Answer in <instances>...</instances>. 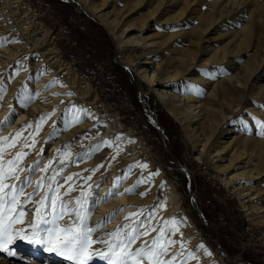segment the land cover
<instances>
[{"label":"bare ground","instance_id":"obj_1","mask_svg":"<svg viewBox=\"0 0 264 264\" xmlns=\"http://www.w3.org/2000/svg\"><path fill=\"white\" fill-rule=\"evenodd\" d=\"M162 1L163 0H161L160 3L156 5V8L153 9L149 16H154L155 14L158 15L163 11L164 2L162 3ZM202 1L203 0H201V2ZM206 1L209 2L206 3L207 5H204L202 8L192 9L191 7H188V10L192 9L199 11V15L203 20H206L210 16L215 15V17L224 20L223 23L225 25H228L229 23L233 24L234 30L231 32V34H234V36L232 37L233 49L223 50L221 48H214L212 58H205V53H201L199 56H197L196 50H186L185 55H182V57L185 56L190 60L183 59L180 63L187 64V66H189L192 65L193 62H195L199 66L203 67V69H194L193 71L192 69H178L180 64L176 65L175 67L181 71H172L168 69L170 66H174V59L172 58V56H166V60L168 62V65H164V71H166V73L160 76L159 74L161 71V64H158V55L150 50L151 46L147 42L149 41L148 38L142 37L141 39L140 36L132 35L133 31H141L142 27H138V29L133 27L135 28L133 29L132 27L127 26L124 28L123 22L121 24L122 28L120 27L119 29L117 20L110 18L107 12H103L105 9L103 4L85 5L87 7V11H90L92 15H94L101 22L108 33L113 37L118 48L117 60L120 62V64L125 67H136L135 71L137 72L136 74L140 87L139 97L142 104L145 107H147L148 105L146 99L142 95L143 92L141 89V83L145 82L149 86H154L157 84V81H162L161 83L163 86L155 90L157 96L160 98V101L167 109V111L181 123L185 131L189 132L190 137L192 138L194 143L196 158L199 160L205 158L206 160L208 159L210 161H213L212 163H214L215 169L218 171L217 177H219L225 188L230 189V192L239 197L242 206H244L248 201L245 200V196L248 195V193L242 194V191H244V189H249L250 191L255 192L256 197L258 198L261 193L260 188L256 186L253 187L252 183L254 184L255 180L258 182H261L263 180L261 179L259 173H256L253 169L248 168L247 166V162L249 163L252 157L255 158L257 156H264V136L258 134L260 131V124L257 123V120L262 123L261 121L264 118V41H261V36H259L260 31L262 30V24L259 21L255 20L259 18L262 7L257 4L258 0H246L247 2L240 1L235 3L227 2L224 5H222V3H224L226 0ZM0 2V13H4L3 19H7V17H9V20H7V22H9L11 19L15 18V22H9L10 28L15 29L16 32H18V29L19 33H23V36L27 35V38H30V40H32L31 34H33V32L35 33L36 30H39L41 32L42 29V41L45 44L48 29L45 26L38 25L39 27H37L36 25H33L30 19L31 12L27 5L21 4L20 0H0ZM29 4L32 5L31 2H29ZM250 8L251 10H249ZM257 12L259 13L257 14ZM120 16L121 19L125 17V15L122 16V14H120ZM193 22L196 21L193 20ZM213 22L214 21L208 23V27L203 30V42L207 43L206 46H210L211 43L215 41V39H220L228 35L227 30L229 28L225 26L221 29L218 36L214 38L209 37V30ZM10 28L8 25L4 26L3 30L0 29V36L3 35V32L5 33V31H10ZM194 30H196V28H194ZM192 32L193 31H190L189 33ZM183 35L184 32L182 31L179 32L178 35H176L178 36V41L175 43L176 45L185 47L187 45H193L194 42H199V39L197 38H190V36ZM28 40L26 41L29 42ZM50 42L51 41H48L46 45H49ZM255 45L257 47L260 46L258 49L260 53L255 56L257 60L254 58V55H252L250 63L244 64L243 67L238 66V61L242 58L243 54L241 56L235 55L248 53L250 51L256 53V51L252 50L256 48ZM21 49L22 45H19L16 42L0 46V86H6V88L9 89L6 91L8 92V94L0 99V137L9 136L11 139V135H14L17 131H20L22 126L28 124L29 122L32 123V127L26 129L22 136L24 137V134L27 132H31L35 135V126L38 118L42 114H47L55 110L54 114L43 124L41 130L39 131L40 133L36 134L37 136L35 137V140L37 141L34 148H24V151L29 152V155H27L23 160L22 166L26 169L23 173H21V179H23L28 175V166L34 164L38 159H40V154H37V151L35 152V150L37 149L41 153V146L44 145L43 143L47 142L45 140L46 136H53L54 127L56 128V126L62 124L63 120L61 118V109L63 108V112H65L64 116L66 115L67 117L68 115L66 114V109H68L70 105H73H64L65 103L62 100L64 95L62 93H64L63 86L65 85L63 84V81L68 80L71 83L75 82L77 88L81 90L82 95L86 97L94 98L96 96V93L92 88L88 86L87 82L83 80L75 70L72 69L69 64H66L67 62H59L51 56L48 58L50 63L54 65L53 67L56 68V74L53 73L54 71L49 73L48 69V71L46 72H39L40 75H31V72L27 73L28 70L23 71L24 68H20V66L24 64L21 62V59L23 58H21L20 61L18 60L20 62L19 64H17L18 61H16L21 55V53H19V50ZM126 51H130L129 55L132 58L130 56L125 57L122 52L126 53ZM129 57L131 59H129ZM223 64L226 65L223 66ZM193 65L195 66V64ZM17 67L20 68V71L19 74H17L19 76L16 79L15 77L17 75L15 74L16 76H12L11 74L14 73V69ZM34 69L36 70V72H38L37 65ZM240 70H242L244 73L241 76H239ZM197 72L199 74L204 73L209 77V80H206V78L198 79L197 82L199 84H196L195 82V85H197L195 88H198V90L204 93L205 96L209 97L205 102L199 100L195 90H185V87L183 85L184 81H182L181 83V81H179L178 79L179 76H183V78H186V73L191 75L192 73ZM41 74H44V76H42ZM12 78H15L16 80L10 81L9 79L12 80ZM54 80L57 81L56 84H52ZM22 81H28L24 82L23 85L30 90L33 89L36 93H34L33 95L35 98V102L33 104L31 103V105L26 109L24 107L25 104L22 105L21 103H19L18 105H14L12 99L17 93H14V91L16 90L14 88L15 84H19ZM9 82H11L10 88ZM12 84L14 85V87L12 86ZM249 84H251V90L253 91L252 97L250 98V102L247 105L248 107L241 114V119L235 120L233 119V114L241 107L242 102L244 101V98L246 96V91ZM25 91H27V89ZM25 91L24 93H26ZM9 92H11V94H9ZM22 92L20 93L21 95ZM61 94L63 95L62 98L60 96ZM58 98H60L61 100H59ZM17 99L15 100V102L17 101ZM69 99L70 97L64 98V101H68L67 103H71ZM51 100H57V102L59 103L61 102L62 107L60 106L58 108H55V104L50 103ZM221 101H223V104L226 106V108H221L219 106L215 107L211 105V102L218 103ZM80 104H82V102ZM255 105H258L259 109L258 107L256 108ZM83 108L85 109V112L90 115H85L81 122L77 123L78 126L76 130L78 133H75V130L74 133L76 135H73V132L71 131V134L73 136L70 135L66 138L65 141H63L65 137H63L64 139L61 138L60 141L56 144L53 140H51L50 144L52 143L53 145L55 144L56 147H59L64 143H70L73 137H77L83 129L85 131V129L88 128V130L86 129L88 131V134L94 135L96 132H98L99 134H96L94 139L89 144L84 146V148L82 149V153L92 146L101 144L105 140H109L107 137L98 139L99 136H102L103 133L107 132L108 130H112L111 132H115L120 136L121 141L118 144L120 149L119 152H121V149L127 150L131 148H137L138 151L142 152L144 149H146L142 137L131 130L125 129L120 123V117L118 113L116 111H113V109L104 108L102 109V112L97 113L96 111L92 112V109L91 111H86L87 108H85V106H83ZM43 110H46V112H43ZM146 114L150 121H152L151 123L153 125L155 124V121L156 123H158L153 112L151 113L150 111H147ZM13 115L15 116V119L12 118ZM6 119L7 123H4ZM205 122H209L207 135H205V132H198V126L204 124ZM158 126L160 125L158 124ZM99 128H101L102 130H100ZM159 133L163 137L162 127L161 129H159ZM81 134H83V132ZM22 136L19 138L20 141H22ZM100 140L103 141L100 142ZM202 141L204 142L202 143ZM29 144L31 145V143ZM19 148L20 144L18 143L16 148L9 149V152L11 154H14ZM52 148L54 149V146ZM114 150L116 151L115 146H106L102 149V152L99 155L94 156L91 160H89L90 158H86L76 163H69L67 168L64 170L63 175L68 176L72 174H79L80 172L82 173L87 169L88 171H86L87 173L85 174L87 176L92 169H96L98 165H102V167H100L99 170L95 172V174H92V180L89 181V183L92 184L93 190H95L97 184L100 185L98 199L102 200L105 196V193H108L112 188L113 178L121 176L122 173L128 169L129 165H133L134 161H137L138 157H142L140 154H138V151H135L136 155L128 157L123 156L122 163H114L115 161L111 163L110 161H107L109 158L103 160L105 159V156H110V154ZM50 152H52V149L46 152V154L45 152L43 153L45 163L48 160L53 159V155H51ZM143 153L146 157L145 152ZM78 154L79 153H76L74 154V156ZM7 158H11V156H8ZM172 161L177 165L176 168L180 172L182 171L185 176L190 179L189 171L184 166H182L175 157H173ZM109 165H111V167H109ZM40 175L41 173L37 172L33 179L38 180ZM141 175L144 178L148 177V173L141 171V169H133L128 178L121 183L119 192L123 193L125 189L132 187L137 179L141 177ZM74 180L77 181V176H74ZM61 183L63 184L64 181L61 180ZM76 184H78V182ZM66 187L67 185H65V188ZM166 187L168 189L164 193L157 195L154 185L152 184V181H150L149 183L140 184L134 192L135 195H131L133 193H125L122 195L118 194L109 197L106 201L92 205L94 207V211L89 221L91 225H95L98 221H101L103 217H105L109 213L114 212L116 209H125L124 211H120L115 216V219H112L111 222H108V225H106V223L105 226L100 227L98 231L94 233V238L97 236H101L104 233L111 232L118 226H121L123 223H125L124 218L129 215V212L135 211L136 209H143V215L140 217V219H145L151 213L149 211L150 206L155 205L157 201H159V206H157L158 213L155 212V215L161 214L160 212H163L167 204L165 198H163V195H168L170 199L169 202L172 207V211L170 212V214L177 215L179 220L181 219L185 222V225L190 232L188 239L193 240L196 247L198 244L204 245L200 232L193 226V223L189 220L188 217H186L181 208V201L179 196L177 195L175 186L168 183ZM65 188H62L61 191L63 192ZM27 191L31 192L32 187H29ZM141 192H147V195L141 196L139 194ZM78 194L79 189L76 188V191L71 192L68 197H65V199L74 198ZM191 196L194 200V208L198 213L199 200L193 193L191 194ZM144 197H146V199H143ZM29 207H31V205H29ZM244 209L246 216L250 217L247 209ZM259 209L261 208L255 207V213H252L251 215L254 216V220L257 219L258 222L264 224V209ZM27 219H32L31 213L29 214ZM153 222L154 219L150 221V223ZM147 239L148 238L146 236L144 240ZM142 241L143 239H141V241H137L135 247H139ZM22 242L23 241H17L14 247L21 248L23 246ZM97 247H103V245L99 243L93 245L94 249H97ZM29 249L30 253H32L34 256H39L43 251V249H38L36 247H33L32 245L31 247H29ZM172 251L174 252L175 250L172 249ZM222 252L232 262L236 261V263L239 264H250L240 258L234 260L233 258L229 257L224 251H221V253ZM207 253L209 252L205 248L197 247V249H195L194 251L197 259L189 260L188 264H222L220 260L215 263L213 261L214 259L211 258L212 255H209ZM21 262H24L21 264H39L37 263L38 261L34 259L27 260V258L25 257H22ZM94 263L100 264L98 260L94 261ZM0 264H9V262L5 259H2L0 261ZM44 264L48 263L44 262Z\"/></svg>","mask_w":264,"mask_h":264},{"label":"rangeland","instance_id":"obj_2","mask_svg":"<svg viewBox=\"0 0 264 264\" xmlns=\"http://www.w3.org/2000/svg\"><path fill=\"white\" fill-rule=\"evenodd\" d=\"M160 1L161 0H29L32 5L36 6H43V2L46 3L51 8L52 13H55L57 16V20L55 19V23H57L58 21L60 24L70 27L73 33L77 36L81 45H83V47H86L88 52H92L99 61L105 63L108 67L111 68L112 72L118 79L119 84L128 96L129 101L135 107L134 113H124L122 115V112H120V115L118 114L120 117L119 120L121 125L125 129L131 130L142 137L146 148L143 150V152H145L146 157L144 156V153L142 151H138L137 148H131L127 150L121 149V152H119L118 154L114 150L110 154V156H105V159L103 160L109 158L107 161H110L111 163L114 161V163H122L123 156H133L136 155L135 151H138V154H140L142 157H138L137 161H134V164L136 162H140L141 164H147V168L138 169H141V171L148 173V176L150 174L156 173L157 170H159V174L154 175L151 180L157 195L164 193L168 189L166 187L168 183L175 186L177 195L179 196L181 201L180 204L184 214L193 223V226L200 232L204 243L202 248L208 250L210 255H212L211 258L214 259L213 261L215 263L220 260L222 264H239L236 263V261L232 262L223 252L221 253V251H224L229 257L233 258L234 260L240 258L250 264H264V224L258 222L257 219L254 220V216L251 215L252 213H255V207H260L261 209H264V156H257L255 157L256 159L252 157L251 161L249 163L247 162L248 168L253 169L256 173H259L261 179L263 180L261 182L255 180L254 184L252 183L253 187L256 186L260 188L261 193L258 198L256 197V193L250 191L249 189H244L245 192L242 191V194L248 193V195L245 196V200L248 201L245 203L244 206H242L239 197L230 192V189L225 188L224 184L220 181L219 177H217L218 171L215 169V165L214 163H212L213 161H210L208 159L206 160L205 158L200 160L196 158L194 143L192 138L190 137L189 132L185 131L181 123L167 111V109L163 106L162 102L160 101V98L157 96L155 90L163 86L161 83L162 81H157V84L154 86H149L145 82H142V95L146 99V102L148 104L146 108L150 112H153L155 114L158 124L163 128L164 140L161 138L159 131L155 128V126L152 125V121H150V119L147 117L146 110L144 109L140 101V87L138 84V77L136 74L137 72L135 71L136 67H125L120 64V62L117 60L118 48L115 44L113 37L108 33V31L101 24V22L94 15H92L90 11H87L86 7V5L91 4H103L105 8L103 12H107L110 18L117 20L119 29L120 27L122 28L121 24L123 22L124 28L127 26H130L132 28L135 27L136 29H138V27H142L141 31L135 30L133 31L132 35L140 36L141 39L142 37L148 38L149 41L147 42L151 46L150 50L158 55L157 61L159 62L158 64H161V71L159 76L166 73V71H164V65H168L166 56H172V58L174 59V66H170L168 69L172 71H181L178 69L183 68L186 70L192 69L193 71L194 69H203V67L199 66L195 62H193L195 66L193 64L187 66V64L180 63L183 59L190 60L185 56L182 57V55H185L186 50H196L197 56H199L201 53H205V58H212L214 48H221L223 50L233 49L232 37L234 36V34H231V32L234 30L233 24L229 23L228 25H225L223 23L224 20L215 17V15H209V18L203 20L202 17L199 15V11L192 10L202 8L204 5H207L206 3H208L209 1L203 0L201 2V0H163V11L158 15L155 14L154 16H149V14L153 11V9L156 8V5L159 4ZM240 1L247 2L246 0H226L224 3H222V5L227 2L235 3ZM21 4L24 3L21 2ZM257 4L262 7V11L259 15V18L255 20L259 21L262 24V30L260 31L259 36H261V41H264V0H258ZM188 7H191L192 9L188 10ZM249 10H251V8ZM258 13L259 12H257V14ZM120 14H122V16L125 15V17L121 19ZM0 17L1 30L4 29V26L8 25L10 28L9 22H15V18L11 19L9 22H7V20H9V17H7V19H3L4 13H0ZM193 20H195L196 22H193ZM212 21L214 22L210 27L209 37L214 38L218 36L220 34L221 29L225 26L229 28L227 30L228 35L220 39H215V41L212 42L210 46H206L207 43L203 42V30H205L208 27V23ZM46 28L48 29V27ZM194 28H196V30H194ZM17 31L18 32H16L15 29L10 28V31H5L6 34L3 32V35L0 37H8L9 40H15L16 43L22 45V49L19 50V53H21V55L16 60L20 61V59L23 58L21 59V62L24 64L20 66V68H24L23 71L28 70L27 73L31 72V75H40L39 72H46L48 70L49 73L54 71L53 73L56 74L57 70L55 67H53L54 65L50 63L48 58L49 55L44 58L45 54L42 52V50L33 49L32 44L29 43L32 40H30V38H27V35L23 36L22 39L21 35L23 34L19 33L18 29ZM181 31L184 32L183 36L197 38L199 39V42L193 41V45H187L185 47L176 45L175 43L178 41V36L176 35H178V33ZM190 31L193 32L189 33ZM200 38L202 41L200 40ZM26 40H28L29 42H27ZM47 43L48 41L46 40L45 44L43 43V45L45 46ZM23 46H25L26 48ZM46 47L47 45L44 47V49ZM259 47L256 46L255 49H252L253 51H256V53L250 51L248 53H241L235 55L241 56L243 54L242 58L238 61V66L243 67L244 64L250 63L252 55H254L255 58V56L260 53L258 50ZM122 53L125 55V57L130 56V51ZM130 57L129 59L132 58ZM36 65L38 67V72H36V70L34 69ZM176 65H179L178 69L175 67ZM224 65L226 64H223V66ZM243 74V71L240 70L239 76ZM41 75L44 76V74ZM186 75V78H183V76H179L178 78L181 83L182 81H184L183 85L185 87V90H195L199 100L205 102L206 99H208L209 97L205 96V94L199 91L198 88L194 89L192 86L195 85V82L196 84H199L197 82L198 79L206 78V80H209L208 75L204 73L199 74L198 72L192 73L191 75L186 73ZM18 76L19 75H17L15 78L17 79ZM15 78L9 80H16ZM22 82H20L21 84H15V87L12 84V86L16 89L14 93L17 92V95L15 94L16 96H12V99L14 105H18L19 103H21L22 105L25 104L24 107L26 109L28 106L31 105V103L33 104L35 102V98L33 96L35 92L33 89L30 90L29 88L23 85L24 82L28 81H24L23 83ZM9 83L10 88L11 82ZM63 84L65 85L63 86L64 93H62L64 96L62 94L60 96L61 98L63 96L62 100L65 103L64 105L69 106V104H73L79 109H84L83 106H85V103L82 102V104L84 105L80 104L81 102L73 103V97H75L76 95L74 87L72 86L77 87L76 83H71L68 80H65L63 81ZM22 85L25 88H21ZM26 89L27 91H25ZM7 90L9 89L7 88ZM20 90L21 92L23 91V96H32V99L26 102L23 99V96L20 94ZM24 91L26 93H24ZM69 92L73 94L67 95V93ZM252 93L253 91L251 90V84H249L244 101L242 102V105L239 110H236L234 112L233 119L237 120V117H240L241 114L246 110V108L248 107L247 105L250 102V98L252 97ZM6 94H8V92H5L4 96ZM9 94H11V92H9ZM68 97H70L69 100L71 101V103H67L68 101H64V98ZM16 99L17 101L15 102ZM58 99L61 100L60 98ZM50 103H54L55 108H58L60 106L62 107L61 102L59 103L57 102V100H51ZM211 105L215 107L219 106L221 108H226V106L223 104V101L218 103L211 102ZM257 107L259 109L258 105L256 106V108ZM89 110L91 111V109H86V111ZM61 111V118L63 120L62 124L56 126V128L54 127L53 136H46L45 140L47 142L43 143L44 145L41 146L43 149V153L45 152L46 154V152L52 149V152H50V154L53 155L58 149H61L62 146L70 144V151L73 153V155L76 153L82 154V149L84 148V146L89 144L94 139L96 134L99 133L96 132L94 135H90L87 131L88 128H86L87 130L85 129L84 131L83 129L81 131V133L83 132V134L80 133L77 137L75 136L77 139L73 137L71 139L72 141L70 140V143L67 142L66 144L64 143L63 145L56 147L55 144L58 143L61 138L65 137V139L63 138V141H65L66 138L70 135L78 133L76 130L78 124L69 123V118H67L68 116H64L65 112H63V108L61 109ZM113 111H115V109H113ZM43 112H46V110H43ZM14 117L15 116L13 115L12 118L15 119ZM263 121L264 118L261 122L264 123ZM208 126L209 122L201 124L200 126H198V132L202 131L203 133L205 132V135H207ZM99 129L102 130L101 128ZM75 130L76 132L74 133ZM111 131L108 130L107 132L103 133V135L99 136L98 139L107 137L110 141L113 140L115 137H117V134ZM29 133L31 132L25 133L24 137H27ZM36 136L37 135L35 134V137ZM24 137L22 136V140L24 139ZM51 140L54 141V145L52 143L50 144ZM101 141L103 140H100V142ZM120 141L121 139L117 141V144H119ZM203 142L204 141H202V143ZM29 143H31V139H29ZM53 146L54 149L52 148ZM166 148L169 149L170 153H167ZM35 152L37 154H40V151H38L37 149L35 150ZM101 152L102 150L96 152L93 156L90 157L89 160H91L94 156L99 155ZM114 156L115 159H113ZM173 157H175L179 161V163L189 171L190 179L187 178V176H185L182 171L181 173L176 168L177 165L172 161ZM201 168L206 169V171L202 170ZM86 173V171L82 172L84 177L92 175V172H90L87 176L85 175ZM77 182L78 184H76L75 187L80 190L79 177H77ZM161 185H163V187H161ZM188 185L190 186L191 192L198 198V207L201 209L203 216L208 222V225L202 223L199 214L194 208V200L189 195ZM131 195L135 194L133 193ZM163 198H165V201L167 203L166 208L163 210V212H160L161 214L155 215L154 222L151 223L152 226H156L157 232L159 231V225L162 224L164 220L168 219L169 217L177 216L174 214H170V212L172 211V207L169 202L170 199L168 195H163ZM143 199H146V197H144ZM244 208L247 209V212L249 213L250 217L246 216ZM149 211H154L153 205L150 206ZM155 212L158 213V209L155 210ZM106 225H108V223ZM146 225L147 226H145V228L148 227V224ZM180 231L183 233V239L186 242L187 249L195 251V249H197L198 245L200 244H198L196 247L195 242L193 240L188 239L190 232L186 227L185 223L180 225ZM157 232H151L147 236V240H151L154 236H156ZM144 238L145 237H142L141 239L144 240ZM180 238L181 237L179 233H177V235L173 237V239L176 240H180ZM22 245L23 246L21 248L15 247V250L18 252V256L16 258L0 255V261L2 259H5L9 262V264H21L24 263L21 262L22 257H25L27 258V260L34 259L38 261L37 263L39 264H44V262H47L48 264H68L64 257L44 250L39 256H34L32 253H30L29 247H31V245H29L26 241H23ZM97 249L103 250V247H97ZM173 249L175 251H178L179 245L175 246Z\"/></svg>","mask_w":264,"mask_h":264},{"label":"snow or ice","instance_id":"obj_3","mask_svg":"<svg viewBox=\"0 0 264 264\" xmlns=\"http://www.w3.org/2000/svg\"><path fill=\"white\" fill-rule=\"evenodd\" d=\"M13 42L16 41L9 40L8 37H0V46ZM19 63L18 61L17 64ZM19 71L20 68L17 67L11 75L14 76ZM56 83V80L52 82V84ZM6 91V86H0V99ZM67 95H72V93L69 92ZM23 99L27 102L32 99V96H24ZM54 111L42 114L38 118L35 126L36 134L39 133L46 120L54 114ZM66 114L69 117V123L72 124L79 123L85 115H90L84 109H77L74 105L66 109ZM4 123H7V119ZM257 123L260 124L258 134L264 136V123H260L259 120ZM31 127L32 123L29 122L14 135L10 134L11 139L9 136L0 137V255L16 258L18 252L14 246L17 241H26L33 247L64 257L68 264H94L96 260L100 264H188L189 260L197 259L194 250L186 247L183 233L180 231V225L185 222L179 220L178 216L164 220L159 225L158 232L156 226L151 225L150 221L155 218V210L159 206V201L153 205L154 211L145 219H140L143 209H136L129 212V215L124 218L125 223L121 226L94 238V233L100 227L111 222L120 211L125 209H116L95 225H91L89 221L94 211L92 205L106 201L111 196L134 193L140 184L149 183L154 175L159 174L157 170L147 178L141 175L132 187L121 193L119 187L133 169L147 168V164L140 162L129 165L121 176L113 178V186L108 193H105L102 200L98 199L100 185L97 184L93 190L92 184L89 183L92 175L87 177H84L82 173L63 175L69 163L90 158L106 146H115L118 154L120 151L117 144L120 140L119 135L111 141L105 140L75 156L70 151L71 145H64L53 154V159L46 163L43 149H41L40 159L28 166V175L21 179V173L26 170L22 166L23 160L29 155L24 148L33 149L36 140L33 133H29L22 141L19 138L26 129ZM29 139H31V145ZM18 143L20 148L11 154L9 149L16 148ZM8 156L11 158H7ZM100 167L102 165L92 169V174H95ZM37 172L41 175L38 180H34L33 177ZM74 176L80 179L79 194L74 198L65 199L71 192L76 191L77 181L74 180ZM61 180L64 181L63 184ZM65 185H67L66 188ZM29 187H32L31 192L27 191ZM62 188H65L63 192ZM139 194L145 196L147 192ZM30 213L32 219L28 220ZM146 224H148L147 228H145ZM151 232H157L156 236L151 240H143L139 247H135L137 241H141L142 237L148 236ZM177 233L180 234V240L173 239ZM97 243L103 245V250L93 248V245ZM177 245H179V250L173 252L172 249ZM198 247L202 248L203 245H198ZM207 254L210 255V253Z\"/></svg>","mask_w":264,"mask_h":264},{"label":"built area","instance_id":"obj_4","mask_svg":"<svg viewBox=\"0 0 264 264\" xmlns=\"http://www.w3.org/2000/svg\"><path fill=\"white\" fill-rule=\"evenodd\" d=\"M21 2L29 7L33 25L48 27L46 40L51 41L49 45L44 49L41 29V32L36 30L31 34L32 48L41 49L46 54L45 58L49 55L59 62H67L96 93L94 98L86 97L82 95L79 88L72 86L76 95L73 97V103L83 102L85 108L92 109V112L96 111L97 113L102 112L104 108L115 109L118 114L122 112V115L134 113L135 107L129 101L111 68L99 61L92 52H88L70 27L62 25L58 21L55 23L57 16L52 13L46 3L43 2V6H36L30 5L29 0H21ZM21 36L23 39V35ZM201 169L206 171L204 168Z\"/></svg>","mask_w":264,"mask_h":264},{"label":"water","instance_id":"obj_5","mask_svg":"<svg viewBox=\"0 0 264 264\" xmlns=\"http://www.w3.org/2000/svg\"><path fill=\"white\" fill-rule=\"evenodd\" d=\"M140 101H141V99H140ZM142 103V102H141ZM142 106L144 107V109L146 110V112L147 111H149L143 104H142ZM152 113V112H151ZM153 125V124H152ZM153 126H155V128L156 129H158V131H159V129H161V127L160 126H158V123H156V121H155V124L153 125ZM161 136V138L164 140V138L162 137V135H160ZM164 144H165V141H164ZM166 150H167V153H170L169 152V149L168 148H166ZM188 191H189V195L191 196V190H190V186L188 185ZM192 197V196H191ZM198 214H199V216H200V219H201V221L205 224V225H207V220L205 219V217L203 216V214H202V212H201V209L199 208V210H198Z\"/></svg>","mask_w":264,"mask_h":264}]
</instances>
